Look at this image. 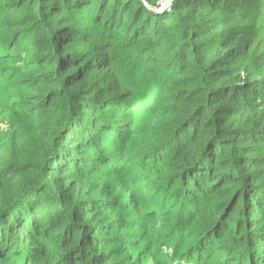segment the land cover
<instances>
[{"label":"trees","instance_id":"1","mask_svg":"<svg viewBox=\"0 0 264 264\" xmlns=\"http://www.w3.org/2000/svg\"><path fill=\"white\" fill-rule=\"evenodd\" d=\"M162 1L0 0V264H264V0Z\"/></svg>","mask_w":264,"mask_h":264},{"label":"built area","instance_id":"2","mask_svg":"<svg viewBox=\"0 0 264 264\" xmlns=\"http://www.w3.org/2000/svg\"><path fill=\"white\" fill-rule=\"evenodd\" d=\"M164 4H161L162 5V8H160L159 11H168L170 9V4H171V0H164Z\"/></svg>","mask_w":264,"mask_h":264},{"label":"rangeland","instance_id":"3","mask_svg":"<svg viewBox=\"0 0 264 264\" xmlns=\"http://www.w3.org/2000/svg\"><path fill=\"white\" fill-rule=\"evenodd\" d=\"M166 1H167V0H166ZM164 2H165V1L163 0L162 2H160V4H164ZM159 10H160V9H159ZM159 10H158V11H159ZM137 101H138V100H137ZM162 251L166 253L167 250H166L165 248H163ZM165 253H164V254H165ZM166 254H167V253H166ZM167 255H168V254H167Z\"/></svg>","mask_w":264,"mask_h":264},{"label":"water","instance_id":"4","mask_svg":"<svg viewBox=\"0 0 264 264\" xmlns=\"http://www.w3.org/2000/svg\"><path fill=\"white\" fill-rule=\"evenodd\" d=\"M172 2V1H171ZM160 8H162V5L160 4L159 6H158V8L156 9V13H159L160 11H158Z\"/></svg>","mask_w":264,"mask_h":264}]
</instances>
